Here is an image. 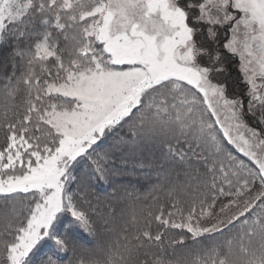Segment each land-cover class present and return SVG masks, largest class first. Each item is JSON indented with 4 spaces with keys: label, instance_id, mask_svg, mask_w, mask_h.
Wrapping results in <instances>:
<instances>
[{
    "label": "snow or ice",
    "instance_id": "6c2138e0",
    "mask_svg": "<svg viewBox=\"0 0 264 264\" xmlns=\"http://www.w3.org/2000/svg\"><path fill=\"white\" fill-rule=\"evenodd\" d=\"M0 264H264V0H0Z\"/></svg>",
    "mask_w": 264,
    "mask_h": 264
},
{
    "label": "trees",
    "instance_id": "16d2710c",
    "mask_svg": "<svg viewBox=\"0 0 264 264\" xmlns=\"http://www.w3.org/2000/svg\"><path fill=\"white\" fill-rule=\"evenodd\" d=\"M233 75H235V71H233ZM142 191H144V189H141Z\"/></svg>",
    "mask_w": 264,
    "mask_h": 264
}]
</instances>
